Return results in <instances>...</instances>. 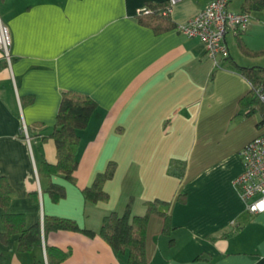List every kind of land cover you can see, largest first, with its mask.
Returning <instances> with one entry per match:
<instances>
[{"label":"crops","instance_id":"obj_1","mask_svg":"<svg viewBox=\"0 0 264 264\" xmlns=\"http://www.w3.org/2000/svg\"><path fill=\"white\" fill-rule=\"evenodd\" d=\"M171 1L0 0L12 57L10 67L0 68V177L11 188L9 212L41 231L40 246L18 252L19 235L1 238L0 206V264H48L47 246L68 252L61 264H128L127 254L114 253L97 235L106 213L119 212L113 200L124 190L120 208L130 217L157 202L146 225V264H208L198 255L213 264H264V213H247L233 184L242 171L238 152L264 130L258 114L244 115L239 103L250 85L214 68L198 39L177 28L155 35L137 23L147 3L165 4L179 27L210 2ZM250 25L241 39L226 36L230 56V44L241 52ZM67 91L89 96L97 108L79 131L76 185L51 179L64 185L54 203L38 168L56 162L48 137ZM108 169V199L87 202L81 190ZM159 212L170 216L169 237ZM44 217L73 220L96 235L44 234Z\"/></svg>","mask_w":264,"mask_h":264},{"label":"trees","instance_id":"obj_2","mask_svg":"<svg viewBox=\"0 0 264 264\" xmlns=\"http://www.w3.org/2000/svg\"><path fill=\"white\" fill-rule=\"evenodd\" d=\"M148 13H139L136 16L137 23L140 26L147 27L155 35H161L171 31L177 26L170 20L169 13L165 4L147 3L145 6ZM241 12L251 14H261L264 17V0H243ZM242 32L236 36L239 38ZM241 39V37L239 38ZM239 48L243 54L249 57L264 56V50L253 52L247 49L241 40ZM0 68H8L6 62H0ZM220 68L229 69L241 75L253 87L262 86L264 88V66L262 67H243L238 65L229 55L220 61ZM32 101L31 97H28ZM241 109L244 115L260 114L263 111V104L257 99L252 90L240 100ZM97 108V103L87 95L76 92H63L55 118L54 128L48 138L56 146V162H43L38 168V175L49 181L46 189L52 202L59 201L64 195V185L58 182H52L53 178H61L64 182L76 185L75 172L77 168L76 153L79 145V131L85 129L90 121L92 114ZM47 137H42L46 140ZM112 171L107 170L99 174L94 182L81 190L84 199L87 202L96 204L105 202L108 199L104 191V183L110 179ZM11 188L4 177H0V206L4 210L1 217L4 227L2 240H6L11 235H19L17 244L18 252H28L35 246L41 245V231L39 224L32 227H25V218L22 214H11L9 212V197ZM36 193L31 194L36 199ZM179 203H185V196L180 195ZM157 203V202H156ZM156 203H148L147 212L143 216H129V209L123 216L116 212H110L102 219L98 236L101 237L116 254H127L128 264H146L145 259V234L146 225L150 214L158 213L155 207ZM163 218L162 234L170 236L172 231L170 216L167 213L159 212ZM57 231L81 233L88 238H93L96 234L87 229H82L79 225L70 219L59 217H44V234ZM48 264H61L68 257V252L56 247H45ZM196 260L213 264L208 255H198ZM33 264H40V261L34 259Z\"/></svg>","mask_w":264,"mask_h":264},{"label":"built area","instance_id":"obj_3","mask_svg":"<svg viewBox=\"0 0 264 264\" xmlns=\"http://www.w3.org/2000/svg\"><path fill=\"white\" fill-rule=\"evenodd\" d=\"M179 1L181 0H172L170 5ZM231 2L232 0H210L186 24L177 27L179 33L188 38H196L204 45L206 55L214 68H220V61L229 56L225 43L226 36L228 34L237 36L239 32L246 30L251 22L249 14L230 11ZM169 10L170 8H167L168 13ZM141 12L147 14L148 10L142 8L138 14ZM10 47L11 39L8 28L0 18V51L8 67L11 66L12 61ZM249 85L250 90L264 106V88ZM258 116L264 128V108ZM22 133L28 142L25 126L22 128ZM238 157L242 164V171L233 181L237 194L247 213L254 215L264 213V131L248 142L238 152Z\"/></svg>","mask_w":264,"mask_h":264},{"label":"rangeland","instance_id":"obj_4","mask_svg":"<svg viewBox=\"0 0 264 264\" xmlns=\"http://www.w3.org/2000/svg\"><path fill=\"white\" fill-rule=\"evenodd\" d=\"M243 0H233L232 4L229 6L230 11L232 12H241V3ZM251 25L249 27L248 32H246L242 36V42L243 45L253 51V52H259L264 50V17L261 14H251ZM234 45L230 44V53L231 57H233L240 66L243 67H262L264 66V56L259 57H249L245 54H242L236 43H233ZM247 65V66H244ZM259 118V116L257 115ZM264 131V130H263ZM126 198L128 199L127 191H122L117 200L114 201V207L119 212V216H123L124 212L122 208L126 203ZM121 209V210H120ZM110 212V211H109ZM107 212L106 215L109 213Z\"/></svg>","mask_w":264,"mask_h":264}]
</instances>
